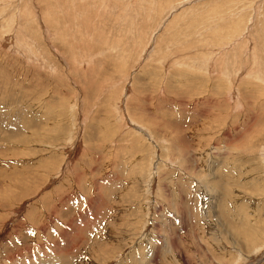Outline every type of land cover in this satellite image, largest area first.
I'll list each match as a JSON object with an SVG mask.
<instances>
[{
  "label": "rangeland",
  "instance_id": "1",
  "mask_svg": "<svg viewBox=\"0 0 264 264\" xmlns=\"http://www.w3.org/2000/svg\"><path fill=\"white\" fill-rule=\"evenodd\" d=\"M0 264H264V0H0Z\"/></svg>",
  "mask_w": 264,
  "mask_h": 264
},
{
  "label": "bare ground",
  "instance_id": "2",
  "mask_svg": "<svg viewBox=\"0 0 264 264\" xmlns=\"http://www.w3.org/2000/svg\"><path fill=\"white\" fill-rule=\"evenodd\" d=\"M72 138V137H71ZM95 213V212H94ZM78 230V229H77ZM81 230V229H80ZM80 233V232H79ZM70 234V233H69ZM70 236V235H69ZM77 237V236H76ZM78 239H79V236H78ZM72 242H74V241H72Z\"/></svg>",
  "mask_w": 264,
  "mask_h": 264
}]
</instances>
